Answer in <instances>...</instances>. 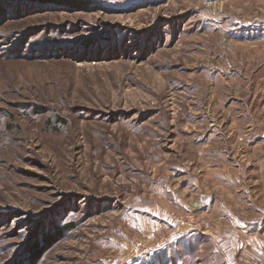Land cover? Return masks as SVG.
Wrapping results in <instances>:
<instances>
[{
	"label": "rangeland",
	"instance_id": "374dc122",
	"mask_svg": "<svg viewBox=\"0 0 264 264\" xmlns=\"http://www.w3.org/2000/svg\"><path fill=\"white\" fill-rule=\"evenodd\" d=\"M66 2L0 0V264H264V0Z\"/></svg>",
	"mask_w": 264,
	"mask_h": 264
},
{
	"label": "trees",
	"instance_id": "16d2710c",
	"mask_svg": "<svg viewBox=\"0 0 264 264\" xmlns=\"http://www.w3.org/2000/svg\"><path fill=\"white\" fill-rule=\"evenodd\" d=\"M17 2V1H19V0H6V2ZM36 2H42V3H45V4H63V5H68V3L66 2V0H36ZM73 1H71L70 3H72ZM71 227L72 226H64V228L63 229H61V230H58V231H60V232H62V231H64V230H67V231H70L71 230ZM53 240H55V237L54 236H46V238H45V242L46 243H52L53 242ZM31 254H32V257L33 258H40L41 257V251H40V249H39V247H37V246H34L33 248H32V252H31Z\"/></svg>",
	"mask_w": 264,
	"mask_h": 264
},
{
	"label": "built area",
	"instance_id": "2783aa9c",
	"mask_svg": "<svg viewBox=\"0 0 264 264\" xmlns=\"http://www.w3.org/2000/svg\"><path fill=\"white\" fill-rule=\"evenodd\" d=\"M180 221V223H184V221L182 222L181 220H179Z\"/></svg>",
	"mask_w": 264,
	"mask_h": 264
}]
</instances>
